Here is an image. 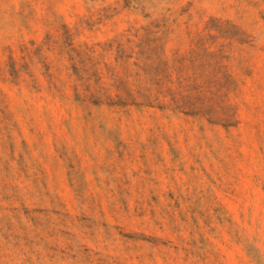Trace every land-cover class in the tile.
<instances>
[{"label": "rangeland", "instance_id": "1", "mask_svg": "<svg viewBox=\"0 0 264 264\" xmlns=\"http://www.w3.org/2000/svg\"><path fill=\"white\" fill-rule=\"evenodd\" d=\"M0 264H264V0H0Z\"/></svg>", "mask_w": 264, "mask_h": 264}]
</instances>
